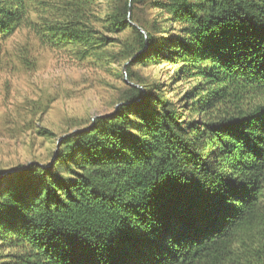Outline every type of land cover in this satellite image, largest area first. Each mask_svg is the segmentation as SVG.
Wrapping results in <instances>:
<instances>
[{"label":"trees","instance_id":"obj_1","mask_svg":"<svg viewBox=\"0 0 264 264\" xmlns=\"http://www.w3.org/2000/svg\"><path fill=\"white\" fill-rule=\"evenodd\" d=\"M23 30L126 91L0 169V264H264V0H0Z\"/></svg>","mask_w":264,"mask_h":264},{"label":"rangeland","instance_id":"obj_2","mask_svg":"<svg viewBox=\"0 0 264 264\" xmlns=\"http://www.w3.org/2000/svg\"><path fill=\"white\" fill-rule=\"evenodd\" d=\"M86 62L41 47L24 30L0 37V169L48 161L56 138L117 107L126 63L96 68ZM161 68L140 72L166 83L172 74Z\"/></svg>","mask_w":264,"mask_h":264},{"label":"water","instance_id":"obj_3","mask_svg":"<svg viewBox=\"0 0 264 264\" xmlns=\"http://www.w3.org/2000/svg\"><path fill=\"white\" fill-rule=\"evenodd\" d=\"M126 64H127V63H126ZM126 64H125V65H126ZM124 67H125V66H124Z\"/></svg>","mask_w":264,"mask_h":264}]
</instances>
